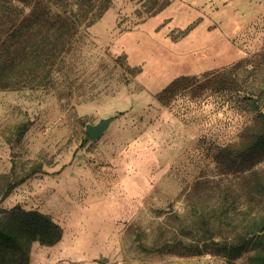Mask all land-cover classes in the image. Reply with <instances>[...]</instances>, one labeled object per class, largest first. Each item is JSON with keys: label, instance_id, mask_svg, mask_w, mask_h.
<instances>
[{"label": "rangeland", "instance_id": "obj_1", "mask_svg": "<svg viewBox=\"0 0 264 264\" xmlns=\"http://www.w3.org/2000/svg\"><path fill=\"white\" fill-rule=\"evenodd\" d=\"M141 3L114 0L82 31L68 79L0 90V177L29 175L0 207L62 228L29 264H248L212 243L264 216V155L231 101L264 85V0H169L148 17ZM185 78L170 104L155 98ZM109 116L92 142L85 125Z\"/></svg>", "mask_w": 264, "mask_h": 264}, {"label": "trees", "instance_id": "obj_2", "mask_svg": "<svg viewBox=\"0 0 264 264\" xmlns=\"http://www.w3.org/2000/svg\"><path fill=\"white\" fill-rule=\"evenodd\" d=\"M113 1L0 0V90L38 89L68 79L73 66L70 58H74L82 31L100 19ZM168 3L142 0L140 12L152 16ZM186 79L171 82L155 98L162 105L170 104L177 85L185 81L187 86L195 84ZM196 85V96L204 97L202 82L196 81ZM219 90L226 88L212 89L214 93ZM233 93L231 101L248 117L246 148L252 155H264V85L251 78L247 88ZM28 177L16 181L0 177V203ZM239 222L235 245L212 244L235 252L236 258L248 251V264H264V216ZM61 237L62 228L42 212L25 210L18 204L9 209L0 207V264H29L34 243L50 247Z\"/></svg>", "mask_w": 264, "mask_h": 264}, {"label": "water", "instance_id": "obj_3", "mask_svg": "<svg viewBox=\"0 0 264 264\" xmlns=\"http://www.w3.org/2000/svg\"><path fill=\"white\" fill-rule=\"evenodd\" d=\"M116 118V116H109L108 118L100 119L95 124H86L84 127V132L87 134L89 139L93 141H97L100 139L105 131L108 129L110 123Z\"/></svg>", "mask_w": 264, "mask_h": 264}]
</instances>
